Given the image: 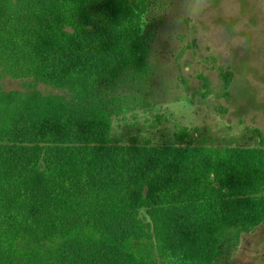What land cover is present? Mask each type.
Wrapping results in <instances>:
<instances>
[{
    "label": "trees",
    "instance_id": "obj_1",
    "mask_svg": "<svg viewBox=\"0 0 264 264\" xmlns=\"http://www.w3.org/2000/svg\"><path fill=\"white\" fill-rule=\"evenodd\" d=\"M159 3L0 0V78L58 91L0 86V264H217L264 223L263 147L112 143Z\"/></svg>",
    "mask_w": 264,
    "mask_h": 264
},
{
    "label": "rangeland",
    "instance_id": "obj_2",
    "mask_svg": "<svg viewBox=\"0 0 264 264\" xmlns=\"http://www.w3.org/2000/svg\"><path fill=\"white\" fill-rule=\"evenodd\" d=\"M159 2L149 76L125 90L112 143L264 149V0H208L191 19L185 0ZM0 86L6 94L58 93L8 78ZM234 232L226 233L217 264H264V223L236 243Z\"/></svg>",
    "mask_w": 264,
    "mask_h": 264
},
{
    "label": "clouds",
    "instance_id": "obj_3",
    "mask_svg": "<svg viewBox=\"0 0 264 264\" xmlns=\"http://www.w3.org/2000/svg\"><path fill=\"white\" fill-rule=\"evenodd\" d=\"M208 7V0H185L184 2V14L187 18L199 16ZM243 41H241L242 43ZM168 107V105H165Z\"/></svg>",
    "mask_w": 264,
    "mask_h": 264
}]
</instances>
